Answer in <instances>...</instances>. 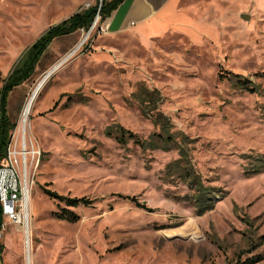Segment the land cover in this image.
I'll return each instance as SVG.
<instances>
[{
    "label": "rangeland",
    "instance_id": "374dc122",
    "mask_svg": "<svg viewBox=\"0 0 264 264\" xmlns=\"http://www.w3.org/2000/svg\"><path fill=\"white\" fill-rule=\"evenodd\" d=\"M101 1L0 0V88L44 31ZM179 7L182 21L147 42L142 31L111 32L96 15L90 29L52 41L9 94L11 134L39 150L27 160L32 236L28 253L19 226L20 264L28 254L31 264H264V0ZM53 69L25 120L35 86ZM138 88L159 92L162 125L194 178L178 150L106 134L120 124L152 145L159 128L132 94ZM44 189L93 202L67 207ZM64 208L78 219L58 218Z\"/></svg>",
    "mask_w": 264,
    "mask_h": 264
},
{
    "label": "trees",
    "instance_id": "16d2710c",
    "mask_svg": "<svg viewBox=\"0 0 264 264\" xmlns=\"http://www.w3.org/2000/svg\"><path fill=\"white\" fill-rule=\"evenodd\" d=\"M122 1L123 0H103L100 3L80 8L69 17L49 27L27 48V50L24 51L11 72L2 81L0 88V162L6 155V149L10 142L11 131L16 126V122L12 121L7 113L8 96L12 90L21 85L23 82L27 81L32 76L36 65L52 41H54L56 38L72 34L81 29L88 30L96 15H100V20L104 21ZM228 77L235 79V83L241 89L252 93L257 91L258 87L253 85L250 86L249 81L243 79L240 74L229 73ZM132 94L141 101V103H139L140 106L145 107L146 109L148 108L149 112H151V115H153L150 117L151 122L154 126L159 128V131L151 133L150 137L147 139L152 145L146 146V140L144 138L139 137L138 134L126 129L120 124H118L114 129H107L106 134L112 136L113 139L121 144H126L128 140H133V142L138 144L143 149H176L180 154L177 162L182 163L183 171L185 170V176L188 178H194V170L186 157V153L181 149L182 145L180 144V141L175 135L167 132L162 125V113L156 108L158 97L160 98L159 92L155 89L148 90L147 88H138ZM71 102L72 99L68 98L65 104H69ZM142 112L145 114L146 111L143 110ZM44 192L51 199L64 203V205L67 207L90 206L93 202L92 199L84 196L77 197L61 195L55 191H49L48 189H44ZM124 197L130 199L131 201H135L136 205L140 206L141 208H145L148 211L151 210L149 207H146L144 203L136 201L134 196L125 195ZM62 210L63 211H61V213H56L58 218L65 219L67 221H76L78 219V215L74 211L65 208ZM1 223L2 206L0 203V230ZM2 248L3 245L0 243V251ZM243 264H249V262H245Z\"/></svg>",
    "mask_w": 264,
    "mask_h": 264
},
{
    "label": "crops",
    "instance_id": "0c3cea01",
    "mask_svg": "<svg viewBox=\"0 0 264 264\" xmlns=\"http://www.w3.org/2000/svg\"><path fill=\"white\" fill-rule=\"evenodd\" d=\"M184 14L179 7V0H123L104 21L114 33L142 31L146 35L143 42H147L151 36L160 35L175 23L181 22ZM29 222L30 226L31 221ZM31 236L30 234L29 238ZM0 243L3 245L0 264H20L23 246L20 227L5 219V227L0 230ZM27 261L31 264L29 254Z\"/></svg>",
    "mask_w": 264,
    "mask_h": 264
},
{
    "label": "built area",
    "instance_id": "2783aa9c",
    "mask_svg": "<svg viewBox=\"0 0 264 264\" xmlns=\"http://www.w3.org/2000/svg\"><path fill=\"white\" fill-rule=\"evenodd\" d=\"M38 155L39 150L27 149L25 135L19 138L11 134L6 155L0 162L1 228L5 227V219H8L23 229L25 240L27 226L23 216V195L27 191V160Z\"/></svg>",
    "mask_w": 264,
    "mask_h": 264
},
{
    "label": "bare ground",
    "instance_id": "6f19581e",
    "mask_svg": "<svg viewBox=\"0 0 264 264\" xmlns=\"http://www.w3.org/2000/svg\"><path fill=\"white\" fill-rule=\"evenodd\" d=\"M67 61V60H66ZM55 71V69L50 70L48 73H46L37 83V85L35 86L33 93L30 97V100L28 102V104L26 105L25 111H24V115H25V120L27 119V116L29 114V111L31 109L32 104L34 103V101L37 98V95L39 94V92L42 90V88L44 87V85L46 84L47 80L51 77V75L53 74V72ZM29 186L27 185V191H25L24 195H23V216H24V221L25 224L27 226V239L25 240V245H26V250L29 253V243H28V238H29V219H30V211H29V206H30V193H29ZM27 257V256H26ZM26 264H28L27 258H26Z\"/></svg>",
    "mask_w": 264,
    "mask_h": 264
},
{
    "label": "water",
    "instance_id": "95a60500",
    "mask_svg": "<svg viewBox=\"0 0 264 264\" xmlns=\"http://www.w3.org/2000/svg\"><path fill=\"white\" fill-rule=\"evenodd\" d=\"M241 17H242L243 19H247V18H248V15H246V14H241ZM89 29H90V27H89Z\"/></svg>",
    "mask_w": 264,
    "mask_h": 264
}]
</instances>
